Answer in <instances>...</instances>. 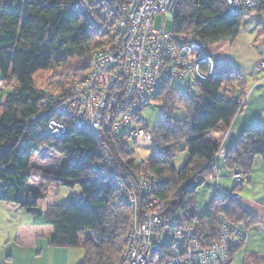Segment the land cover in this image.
<instances>
[{
    "label": "trees",
    "instance_id": "obj_1",
    "mask_svg": "<svg viewBox=\"0 0 264 264\" xmlns=\"http://www.w3.org/2000/svg\"><path fill=\"white\" fill-rule=\"evenodd\" d=\"M8 1H0V79L1 86L9 90L5 97L0 96V203L15 204L51 226L50 247H80L83 256L79 264H118L130 209L126 204H115V175L102 176L91 168L93 162L101 159L103 144L114 156L117 174L129 182L137 184L140 175L160 181L156 197L167 202L165 216L172 227L186 229L195 225L202 242L208 244L219 237L217 217L221 216L226 222L239 225L246 235L254 219L238 203L240 199L234 201L224 194L221 199L215 197L202 214L190 212L204 180L217 175V159L223 158L230 177L234 171L241 174L240 183L231 180L236 194L242 184L250 182L248 176L257 157L264 165V128L243 130L221 157L217 153L222 145L205 137L220 128L224 135L244 106L239 96H228L235 92L244 98L247 89L244 77L234 66H218L213 78L192 83L196 85L195 95H179L169 84L162 89L152 103L163 104V115L150 133L143 129L156 154L140 161L134 155L136 142L132 143L128 136L108 132L99 142L90 130H74L66 119L42 116L52 109L51 104L46 105L47 76L70 61L77 63L75 70L83 76L97 46L100 24L91 23L75 10L76 0H23L22 7L14 11L5 7ZM257 12H264V0ZM248 15L230 14L225 0H179L171 32L193 37L210 51L218 45L234 44ZM178 108L184 110L185 121L174 118ZM52 118L67 125V132L60 138L46 132ZM128 143L134 148L132 154ZM182 143L187 159L175 170L172 161ZM43 148L59 154L64 161L54 171V184L43 185L32 193V159ZM61 186H79L81 198L71 196L66 206L41 210L38 202L44 198L46 188ZM244 242L229 250L228 264ZM259 257H251L249 263L264 264V258Z\"/></svg>",
    "mask_w": 264,
    "mask_h": 264
},
{
    "label": "built area",
    "instance_id": "obj_2",
    "mask_svg": "<svg viewBox=\"0 0 264 264\" xmlns=\"http://www.w3.org/2000/svg\"><path fill=\"white\" fill-rule=\"evenodd\" d=\"M179 0H85L74 1L75 10L91 23L101 26L97 46L90 55L89 68L83 76L70 82L60 93L50 94L46 102L52 109L44 117L57 115L75 129H87L101 142L108 132L118 133L131 121L137 122L171 80L188 83L204 82L214 77L219 64L208 48L193 37H180L166 32L163 25L172 18ZM262 0H225L230 14H250L260 9ZM161 18V28L153 21ZM264 70V57L258 61ZM46 132L60 138L67 125L49 119ZM150 140L141 128L128 138ZM102 157L91 164L102 176L113 173L116 205L129 206V227L118 264H228L230 249L246 239L242 228L226 222L221 216L219 237L204 244L197 226L174 228L165 216L167 202L156 197L160 181L151 176H138L133 184L117 174L114 156L101 145ZM223 155L220 148L217 156ZM240 183L241 174L231 173ZM234 201L239 195L226 191ZM264 229V226H262Z\"/></svg>",
    "mask_w": 264,
    "mask_h": 264
},
{
    "label": "rangeland",
    "instance_id": "obj_3",
    "mask_svg": "<svg viewBox=\"0 0 264 264\" xmlns=\"http://www.w3.org/2000/svg\"><path fill=\"white\" fill-rule=\"evenodd\" d=\"M256 13L259 12L250 13L249 15L247 14L248 16L244 17L241 24V30L245 34L247 40L250 42H252L256 36V16H253ZM153 26L158 29L161 28L160 17H156L154 19ZM172 28L173 20L172 18H168L163 25V29L166 32H171ZM257 46H255L254 49H257ZM262 57H264V55L260 56L257 59L256 67L258 71L263 72L264 75V70H260L258 66V61ZM76 65L77 63L75 61H70L66 67L53 71L50 76H47L48 78L45 90L51 95L54 93L56 94L60 90L64 89L66 85L75 80L78 76L80 77V75L83 73L79 74L78 71L75 70V68L77 67ZM252 77L253 75L251 73L246 75L245 82L247 89L245 93L243 92L245 96L244 98L243 95H236L235 92L234 94H232L231 92L230 95H228L233 96V98H238L239 96V98L243 99L241 100V102L244 103L246 106L245 108H243L245 112H243L242 114L238 113L236 115L234 121H236V119L239 117L237 123H239L241 116H243V114H245L246 112H248V110L251 109L252 117H256L258 114L259 117L262 116L259 121L258 118H255L257 119V121L255 120L254 122L249 123V125L243 127V129H239L240 131L264 128V82L259 85L263 81V79L259 77L258 83L252 84ZM256 86H258L257 89L251 95V91ZM169 87L179 95L197 94L196 85L192 83L190 84L187 81L174 79L171 80ZM8 91L9 90L7 88L0 86V96L5 97ZM162 107L163 104L160 102L151 103L148 107H146L140 112L137 118L138 122L131 121L129 125L123 130H120L117 135H125L127 137L129 133L137 127L144 129L148 133H150L151 130L158 124L159 120L163 115ZM173 116L176 120H179L181 122L185 121L186 119L185 112L181 108L175 109ZM237 126L238 124H236L233 128L232 135H234V133L238 130ZM148 133L146 134L148 135ZM237 137L234 139L235 141ZM145 138L147 139V136ZM142 148L143 147L140 145L138 150L135 151V158H140L142 156ZM127 149L131 154L134 152V148L130 143H128ZM149 153H152V151L146 149V154L144 153V155H148ZM186 159L187 154L185 152V145L184 143H182L179 145L176 156L172 161L173 168L175 170H179L185 163ZM32 160L34 167L32 168V176L29 183V188L33 193L35 191L40 190L43 185L48 186L50 184H54V171L55 169L58 170L64 160L59 154H56L46 148H43L38 153H36ZM248 177L250 182L242 184L239 190L237 191V194L239 195L240 199L238 203L250 213V215L254 219V222L246 232L245 247L243 246V248L234 256L231 264H240V260L242 258L245 260L253 256H264V230H262V226H264V165L260 157H257L254 161L251 172ZM208 180L209 179L204 180L203 185L196 191L195 204L190 210V212L202 214L208 208L210 202L214 199L213 196L215 195L211 192L213 191L214 193V190H212V183H210ZM230 191L233 192L232 190ZM217 195H219L220 199L223 198L222 193H218ZM71 196L76 199L81 198L82 193L79 186H75L73 189L64 186L58 188L48 187L46 188L44 198L38 202V207L41 210L45 211L49 206H66ZM176 215H180V212H177ZM63 250L66 251L64 252L66 254H63L62 264L80 263L83 256V251L80 247L63 248ZM50 260L51 257L47 260L46 263L49 264ZM257 262L260 263V260H258ZM54 264H59V260H56Z\"/></svg>",
    "mask_w": 264,
    "mask_h": 264
},
{
    "label": "crops",
    "instance_id": "obj_4",
    "mask_svg": "<svg viewBox=\"0 0 264 264\" xmlns=\"http://www.w3.org/2000/svg\"><path fill=\"white\" fill-rule=\"evenodd\" d=\"M22 5L23 0L5 2V7L11 11L21 8ZM253 16H256V36L252 42L248 41L243 31L240 30L234 44L231 46L226 44L218 45L210 52L216 57L219 66L226 64L234 66L240 75L244 77V80H246V75L251 73L253 75L252 84H257L260 77L263 79L259 84L261 85L264 82V75L263 72L258 71L256 61L260 56L264 55V12L256 13ZM255 46H257V49H254ZM1 84L2 80L0 79V86ZM258 86L251 91V95ZM245 107L244 104L239 113L245 112L243 109ZM261 117H259V114L256 117H252V109L248 110L241 116L239 123H237L239 117L236 121H234V118L229 130L224 135L220 128L207 133L205 137L217 144H221L225 153L234 143V139L242 132L239 129H243V127L255 120L257 121L255 118H258L259 121ZM236 124H238V130L232 135ZM139 144L143 147L142 151L140 150L142 156L138 158L140 161L156 154V148L151 144L150 140L146 138L138 139L136 141L137 150L140 146ZM146 149L151 150L152 153L144 155V153L146 154ZM216 164L218 166L217 175L208 180L212 183L214 193L213 191L211 192L215 195L213 196L214 198L219 197L218 193H222L224 196L226 191H230L233 188L230 171L225 168L223 158L217 159ZM52 232L51 226L42 224L40 220L27 214L19 206L11 205V203H0V264H47L46 262L50 257L49 264H54L56 260H59V264H62V257L63 254H66L64 253L66 251L63 248H52L49 246V237ZM243 246L245 247V242ZM240 250L234 253L233 258ZM250 258L245 260L242 258L240 264H250ZM259 258H264V256Z\"/></svg>",
    "mask_w": 264,
    "mask_h": 264
},
{
    "label": "water",
    "instance_id": "obj_5",
    "mask_svg": "<svg viewBox=\"0 0 264 264\" xmlns=\"http://www.w3.org/2000/svg\"><path fill=\"white\" fill-rule=\"evenodd\" d=\"M176 205V202H173V206H175Z\"/></svg>",
    "mask_w": 264,
    "mask_h": 264
}]
</instances>
